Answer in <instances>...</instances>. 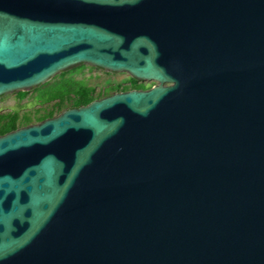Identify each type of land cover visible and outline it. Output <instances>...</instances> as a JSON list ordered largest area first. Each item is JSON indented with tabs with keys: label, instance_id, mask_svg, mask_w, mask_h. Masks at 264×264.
Here are the masks:
<instances>
[{
	"label": "water",
	"instance_id": "water-1",
	"mask_svg": "<svg viewBox=\"0 0 264 264\" xmlns=\"http://www.w3.org/2000/svg\"><path fill=\"white\" fill-rule=\"evenodd\" d=\"M77 65L157 84L0 136V264H264V0H0V96Z\"/></svg>",
	"mask_w": 264,
	"mask_h": 264
},
{
	"label": "trees",
	"instance_id": "trees-1",
	"mask_svg": "<svg viewBox=\"0 0 264 264\" xmlns=\"http://www.w3.org/2000/svg\"><path fill=\"white\" fill-rule=\"evenodd\" d=\"M83 67L84 65L74 66L68 71L61 72L58 78L52 82H47L35 88L36 103L40 106H50L51 108L44 114L38 116L35 123L26 117L23 123L20 124L19 122L23 117H20L16 111L0 114V136L18 128L30 124H36L45 119L55 117L56 113L60 114L66 109L86 106L94 100L109 96L113 91L118 90L119 92H126L130 90H147V88L141 84V81L130 78L129 87L117 86L111 88V92L108 91L104 94L96 95L93 88L86 86L81 81L75 80L72 76L74 72L81 70ZM26 94V92L18 93L20 97H24Z\"/></svg>",
	"mask_w": 264,
	"mask_h": 264
},
{
	"label": "rangeland",
	"instance_id": "rangeland-1",
	"mask_svg": "<svg viewBox=\"0 0 264 264\" xmlns=\"http://www.w3.org/2000/svg\"><path fill=\"white\" fill-rule=\"evenodd\" d=\"M70 69L71 68H69L68 70ZM58 76L59 74L50 79L49 82H52L53 80L58 78ZM72 76L75 80L81 81L86 86L93 88L95 90L96 95L104 94L110 91L111 88L117 86L129 87L131 78L126 73L106 72L102 69L86 65H84L81 70L74 72ZM141 84L144 85L147 89H150L157 83L141 81ZM25 92L27 94L24 97H20L18 93H7L0 96V114L16 111L18 112L20 117H23V119H21V121L19 122L20 124L23 123L26 117H28L30 121L35 123L38 116L44 114L47 110L51 109L50 106L43 107L36 103L35 88H31L29 90H26ZM117 92L119 91H113V93ZM57 115L58 113H56V116Z\"/></svg>",
	"mask_w": 264,
	"mask_h": 264
}]
</instances>
